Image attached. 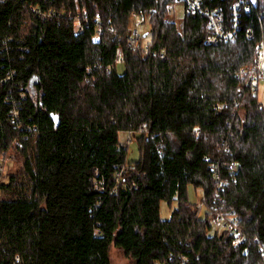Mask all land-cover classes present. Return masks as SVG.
<instances>
[{
    "label": "trees",
    "instance_id": "trees-1",
    "mask_svg": "<svg viewBox=\"0 0 264 264\" xmlns=\"http://www.w3.org/2000/svg\"><path fill=\"white\" fill-rule=\"evenodd\" d=\"M204 1L233 27L237 0ZM251 5L234 40L210 43L184 0L0 1V264H112L113 246L134 264H264ZM13 153L24 173L4 180Z\"/></svg>",
    "mask_w": 264,
    "mask_h": 264
},
{
    "label": "built area",
    "instance_id": "built-area-1",
    "mask_svg": "<svg viewBox=\"0 0 264 264\" xmlns=\"http://www.w3.org/2000/svg\"><path fill=\"white\" fill-rule=\"evenodd\" d=\"M1 1V0H0ZM187 5V10L193 13H201L209 19L210 27L213 29V32L208 40V42H216L219 40H234L238 35L237 29L239 28L240 23V14L239 10L242 5H245V9L249 11L251 9L252 0H237L233 2V27L226 28L224 26V13L221 6L218 7H207L204 0H184ZM244 3V4H242ZM171 7V5L169 6ZM170 11H172L170 9ZM134 38H137L141 35V30L138 28L133 31ZM247 36L252 37L253 31L249 28L247 29ZM120 61V59H119ZM252 73L253 77L258 80L264 79V41L261 44V50L258 55L257 65L251 69L245 70ZM257 80V81H258Z\"/></svg>",
    "mask_w": 264,
    "mask_h": 264
},
{
    "label": "rangeland",
    "instance_id": "rangeland-1",
    "mask_svg": "<svg viewBox=\"0 0 264 264\" xmlns=\"http://www.w3.org/2000/svg\"><path fill=\"white\" fill-rule=\"evenodd\" d=\"M174 15L171 17L177 21V23L181 22L182 16L184 14V9L182 7V4L176 5V8L174 10ZM144 29L143 24L141 25ZM118 69L120 72H123L124 65L123 63H118ZM258 92H259V98L264 104V79L261 78L258 80ZM123 139H126V142H129L130 144V154L129 158L131 159H137L139 157V150L136 141H132L134 139V136H131L130 134H123ZM18 156V157H17ZM23 161H21V158L16 153H13L11 155L9 160H6V164L1 167L3 179L8 180V172H23L24 169L22 168ZM202 196V190L200 188H195L193 185L189 186V197L190 200L193 202H200ZM176 206V202L172 205H169L168 202L164 201L161 205V214L164 218H169L171 216V212L173 208ZM220 218H217L216 222H219ZM111 261L112 264H134V260L130 257H127L122 250V248L118 246H113L111 249Z\"/></svg>",
    "mask_w": 264,
    "mask_h": 264
}]
</instances>
